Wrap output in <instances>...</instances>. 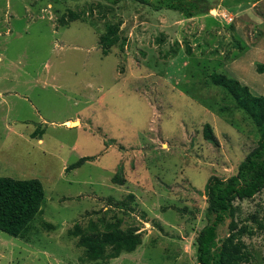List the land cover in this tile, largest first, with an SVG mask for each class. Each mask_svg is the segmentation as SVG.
<instances>
[{"label": "rangeland", "instance_id": "obj_1", "mask_svg": "<svg viewBox=\"0 0 264 264\" xmlns=\"http://www.w3.org/2000/svg\"><path fill=\"white\" fill-rule=\"evenodd\" d=\"M254 5L184 19L130 1L0 0V177L36 179L45 192L25 239L0 231V264H102L84 262L72 235L100 220L141 236L134 252L104 264H197L204 186L234 175L258 140L209 80L227 74L264 94L255 70L264 64V0ZM70 11L80 18L62 25ZM118 22L120 41L104 56L100 36ZM205 124L216 144L203 138ZM234 206L251 264H263L264 190Z\"/></svg>", "mask_w": 264, "mask_h": 264}, {"label": "trees", "instance_id": "obj_2", "mask_svg": "<svg viewBox=\"0 0 264 264\" xmlns=\"http://www.w3.org/2000/svg\"><path fill=\"white\" fill-rule=\"evenodd\" d=\"M109 6H116L123 1L137 3L154 11L168 10L179 13L184 19L207 15L211 10L222 7L229 9L237 6L253 4L261 0H99ZM107 7V6H106ZM92 12H90V15ZM103 17V16H101ZM79 14L72 11L67 19H60L62 25L76 21ZM120 22L106 26L105 33L100 36L99 43L102 54L106 56L109 49L116 46L120 37ZM161 42V39H157ZM123 43V42H122ZM189 52V51H188ZM257 73H264V64L255 65ZM211 85L219 87L233 100L237 108L242 110L258 130L256 146L248 152L237 167L236 173L225 180L210 177L204 186L207 207L204 212L206 225L199 231L195 239V257L197 264H251V253L241 241L247 233L245 228L236 229L234 221L235 201L252 199L264 190V94L255 96L247 86L227 74L213 72L209 76ZM203 107L222 115L224 108L215 104H207L194 98ZM203 138L216 144V138L209 124L203 127ZM88 159L82 158L67 167L74 169ZM123 182L117 176L113 182ZM45 192L39 180H19L0 177V231L13 238L25 239L36 216H41ZM228 223L225 237L219 239L218 230ZM50 229L51 225H44ZM78 238V248L83 249L84 262H100L102 264L118 258L123 253H132L141 245V236L133 228L122 229L121 221L100 220L90 223L87 231L72 233ZM264 264V256L262 258Z\"/></svg>", "mask_w": 264, "mask_h": 264}, {"label": "crops", "instance_id": "obj_3", "mask_svg": "<svg viewBox=\"0 0 264 264\" xmlns=\"http://www.w3.org/2000/svg\"><path fill=\"white\" fill-rule=\"evenodd\" d=\"M259 2H260V1H259ZM255 3H257V2H255ZM255 3L252 4V6H251L250 9L253 10V8L256 6V5H254ZM220 8H221L222 11H225V12H229V11H231V10H236V11H238L239 13H241V11H239V10H241V6L232 7V8H229V9H225V8L219 7V9H220ZM211 11H216V10L214 9V10H211ZM245 12H246V10H244V12H243L244 15H246ZM229 13H230V12H229ZM251 15L254 17L255 22H259V20L261 21V19H262V16L259 17L257 13H254V11L252 12ZM67 123H68V121L65 122V124H67ZM69 123H70V122H69ZM39 141H40V140H39Z\"/></svg>", "mask_w": 264, "mask_h": 264}, {"label": "bare ground", "instance_id": "obj_4", "mask_svg": "<svg viewBox=\"0 0 264 264\" xmlns=\"http://www.w3.org/2000/svg\"><path fill=\"white\" fill-rule=\"evenodd\" d=\"M76 124V123H75ZM74 123H69V127H75V126H77V125H75Z\"/></svg>", "mask_w": 264, "mask_h": 264}]
</instances>
